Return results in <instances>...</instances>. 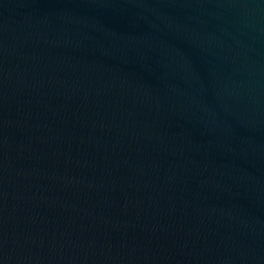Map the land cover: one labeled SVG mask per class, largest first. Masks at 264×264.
I'll return each mask as SVG.
<instances>
[{
  "label": "water",
  "instance_id": "obj_1",
  "mask_svg": "<svg viewBox=\"0 0 264 264\" xmlns=\"http://www.w3.org/2000/svg\"><path fill=\"white\" fill-rule=\"evenodd\" d=\"M0 264H264V0H0Z\"/></svg>",
  "mask_w": 264,
  "mask_h": 264
}]
</instances>
